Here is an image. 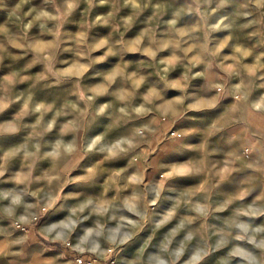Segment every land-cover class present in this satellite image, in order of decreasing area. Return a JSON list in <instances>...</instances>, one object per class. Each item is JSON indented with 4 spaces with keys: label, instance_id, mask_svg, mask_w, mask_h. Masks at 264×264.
I'll return each instance as SVG.
<instances>
[{
    "label": "rangeland",
    "instance_id": "374dc122",
    "mask_svg": "<svg viewBox=\"0 0 264 264\" xmlns=\"http://www.w3.org/2000/svg\"><path fill=\"white\" fill-rule=\"evenodd\" d=\"M77 254L264 264V0H0V264Z\"/></svg>",
    "mask_w": 264,
    "mask_h": 264
},
{
    "label": "built area",
    "instance_id": "2783aa9c",
    "mask_svg": "<svg viewBox=\"0 0 264 264\" xmlns=\"http://www.w3.org/2000/svg\"><path fill=\"white\" fill-rule=\"evenodd\" d=\"M74 262L76 264H98L99 258L91 254L90 255L77 254L74 258Z\"/></svg>",
    "mask_w": 264,
    "mask_h": 264
},
{
    "label": "trees",
    "instance_id": "16d2710c",
    "mask_svg": "<svg viewBox=\"0 0 264 264\" xmlns=\"http://www.w3.org/2000/svg\"><path fill=\"white\" fill-rule=\"evenodd\" d=\"M41 220V218H39L38 220H37V222L36 223H38L39 221ZM44 242H46V243H50V241L49 240H47V239H42Z\"/></svg>",
    "mask_w": 264,
    "mask_h": 264
},
{
    "label": "crops",
    "instance_id": "0c3cea01",
    "mask_svg": "<svg viewBox=\"0 0 264 264\" xmlns=\"http://www.w3.org/2000/svg\"><path fill=\"white\" fill-rule=\"evenodd\" d=\"M127 251H128V248H127Z\"/></svg>",
    "mask_w": 264,
    "mask_h": 264
}]
</instances>
